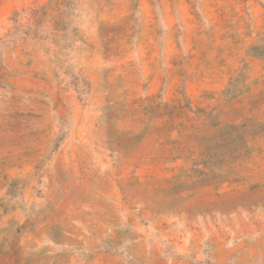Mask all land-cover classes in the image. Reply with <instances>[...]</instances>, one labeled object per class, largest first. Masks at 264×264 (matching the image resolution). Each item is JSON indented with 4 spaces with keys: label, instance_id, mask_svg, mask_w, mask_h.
<instances>
[{
    "label": "rangeland",
    "instance_id": "374dc122",
    "mask_svg": "<svg viewBox=\"0 0 264 264\" xmlns=\"http://www.w3.org/2000/svg\"><path fill=\"white\" fill-rule=\"evenodd\" d=\"M0 264H264V0H0Z\"/></svg>",
    "mask_w": 264,
    "mask_h": 264
},
{
    "label": "trees",
    "instance_id": "16d2710c",
    "mask_svg": "<svg viewBox=\"0 0 264 264\" xmlns=\"http://www.w3.org/2000/svg\"><path fill=\"white\" fill-rule=\"evenodd\" d=\"M47 9H48V6H42V7L38 8V9H34L32 12L34 14H37L39 11H41L42 13H46Z\"/></svg>",
    "mask_w": 264,
    "mask_h": 264
}]
</instances>
